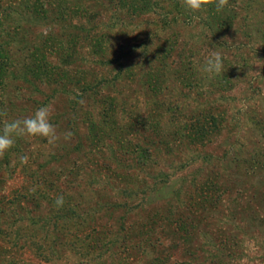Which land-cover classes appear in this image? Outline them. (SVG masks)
<instances>
[{
    "label": "rangeland",
    "instance_id": "obj_1",
    "mask_svg": "<svg viewBox=\"0 0 264 264\" xmlns=\"http://www.w3.org/2000/svg\"><path fill=\"white\" fill-rule=\"evenodd\" d=\"M32 4L0 0V264H264V0Z\"/></svg>",
    "mask_w": 264,
    "mask_h": 264
},
{
    "label": "trees",
    "instance_id": "obj_2",
    "mask_svg": "<svg viewBox=\"0 0 264 264\" xmlns=\"http://www.w3.org/2000/svg\"><path fill=\"white\" fill-rule=\"evenodd\" d=\"M29 2H33V4H32V8L33 7H35V8H37V4H39L40 3V0H28ZM41 6H42V4H40ZM37 12H39V11H37Z\"/></svg>",
    "mask_w": 264,
    "mask_h": 264
}]
</instances>
